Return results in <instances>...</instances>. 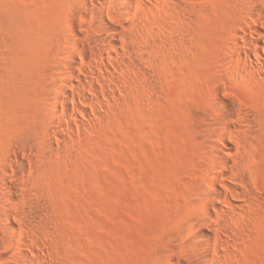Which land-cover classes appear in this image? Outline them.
Segmentation results:
<instances>
[{"label":"rangeland","instance_id":"374dc122","mask_svg":"<svg viewBox=\"0 0 264 264\" xmlns=\"http://www.w3.org/2000/svg\"><path fill=\"white\" fill-rule=\"evenodd\" d=\"M93 1L125 26L140 67L125 64L129 54L114 56L121 69L113 80L90 63L110 67L108 58L88 53L87 63L77 51L87 73L74 82L90 99L68 86L65 110L63 96L56 109L50 104L54 68L66 27L89 23L74 13L81 0H0V172L18 175L8 177L14 220L29 226L10 244L0 232V264H165L163 251L190 230L196 184L218 151V96L240 111L229 158L240 161L248 188L212 227L232 234L219 255L196 245L193 232L192 246L176 250L183 264H264V66L233 44L258 0H144L128 15L115 0ZM90 82L103 88L95 93Z\"/></svg>","mask_w":264,"mask_h":264},{"label":"bare ground","instance_id":"6f19581e","mask_svg":"<svg viewBox=\"0 0 264 264\" xmlns=\"http://www.w3.org/2000/svg\"><path fill=\"white\" fill-rule=\"evenodd\" d=\"M115 2L119 5H124L125 7L120 8L119 11L128 15L131 11H137V6L143 4L144 0H115ZM90 10L94 12L92 16H88V11ZM108 10L109 8L106 5L100 4L98 6L93 0H81V7L77 6L74 9L75 14H78L83 20L89 19V23H81L79 25L71 23L64 31L65 47L62 49V57L59 63L54 68L53 94L50 98V104H52L53 108L56 109L58 98L63 96L64 108L69 110L73 95L67 91L68 86L74 87L76 93L85 101L90 99L88 94L81 90L79 84L74 82V78L77 77V80H82L83 75L87 73V70L78 61L77 51H81V58L86 62L88 61V53L108 58L110 67L104 62L94 61L90 63L93 66L104 67L108 71L107 76L111 75L113 80L117 78L121 69V65L114 62V56L129 54L127 59L124 58L125 64L133 62L137 68L140 67V62L131 53V43L128 42L125 26L108 21L103 15L108 14ZM263 13L264 0H258L242 19L240 32H236L233 39L234 46L244 47L245 57L255 63L257 67L264 66V56L258 50L262 48L264 51V32L260 26ZM91 28L102 31L104 34L92 37L89 32ZM115 36H120L124 39V44L119 42ZM90 41L94 44L88 49L87 45ZM76 69L81 71L79 75L76 74ZM117 71L118 74H116ZM91 73L96 79L101 81L106 77L104 73ZM90 87L97 93L102 85L99 87L90 82ZM215 106L217 118L214 119V124L218 125L219 129L215 132L216 144L214 149L218 151L214 150L211 166L206 168L205 171L206 176L201 178L196 184L198 191L195 197L196 208L190 217V230L186 229V231L180 232L177 240L171 242L170 246L163 251L165 264H183L176 249L178 244L192 246L194 240L189 237L190 232H193L200 239L196 242V245L202 247L204 252L210 255H219L218 249L225 248L226 245L230 244L231 240L233 241L229 230L212 231V227L219 225L227 217L232 216L237 205L236 201L245 196L244 190L248 188L246 173L241 168L240 161L235 156L229 158L232 154V145L236 141L233 130L240 122L241 116L237 106L222 96L217 97ZM81 110L84 111L85 108H81ZM50 118L61 122L55 111L51 112ZM70 118L69 120H75V117ZM13 161L16 168L20 170L24 168L23 162L18 158L15 157ZM8 177H14L16 180L18 175L13 169L10 170L4 166L0 172V185L2 187L0 192V232L6 243L10 244L19 230L24 229L26 231L29 226L25 220L20 218L22 228L17 227L14 220L16 218L14 211L18 208V200L14 184L8 180ZM35 214V208H30L27 211V216L31 217ZM17 217L19 219V214Z\"/></svg>","mask_w":264,"mask_h":264}]
</instances>
